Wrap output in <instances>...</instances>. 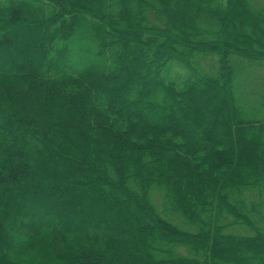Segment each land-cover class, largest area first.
<instances>
[{"label": "trees", "instance_id": "16d2710c", "mask_svg": "<svg viewBox=\"0 0 264 264\" xmlns=\"http://www.w3.org/2000/svg\"><path fill=\"white\" fill-rule=\"evenodd\" d=\"M223 2L0 0V264H264V0Z\"/></svg>", "mask_w": 264, "mask_h": 264}, {"label": "rangeland", "instance_id": "374dc122", "mask_svg": "<svg viewBox=\"0 0 264 264\" xmlns=\"http://www.w3.org/2000/svg\"><path fill=\"white\" fill-rule=\"evenodd\" d=\"M213 2H217V3H222L223 2V0H212ZM224 3V2H223ZM15 69H17L16 67H15Z\"/></svg>", "mask_w": 264, "mask_h": 264}]
</instances>
